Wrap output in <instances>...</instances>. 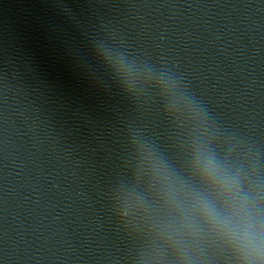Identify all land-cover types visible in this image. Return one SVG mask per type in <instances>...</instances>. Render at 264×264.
Returning <instances> with one entry per match:
<instances>
[{"label":"clouds","instance_id":"1","mask_svg":"<svg viewBox=\"0 0 264 264\" xmlns=\"http://www.w3.org/2000/svg\"><path fill=\"white\" fill-rule=\"evenodd\" d=\"M201 175L214 186L221 196L230 199L234 214L244 222L240 254L244 264H264V238L261 236L259 221L251 215V204L247 194L240 190L235 177L220 171L214 158L199 162ZM193 207L202 220L225 234H233L236 227L232 215L218 211L216 205L203 195L193 197Z\"/></svg>","mask_w":264,"mask_h":264}]
</instances>
